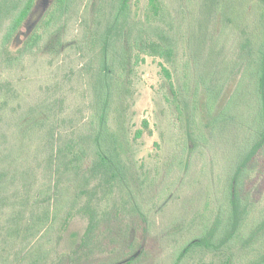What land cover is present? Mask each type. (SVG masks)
<instances>
[{"label": "trees", "instance_id": "obj_1", "mask_svg": "<svg viewBox=\"0 0 264 264\" xmlns=\"http://www.w3.org/2000/svg\"><path fill=\"white\" fill-rule=\"evenodd\" d=\"M202 1L216 11H227L236 3V0ZM67 3L68 0H56L43 20V28L33 31L21 46L13 49V38L31 13L35 0H0L2 64L17 68L26 56L40 49L46 35L63 20ZM133 3L134 0H102L88 30L89 42L79 43V51H87L81 75L87 86L89 118L74 122L61 111L53 114L50 104V113L43 111L40 116H28L25 120L27 128L50 122L46 134L50 148L49 210L44 217L50 221V232L59 233L76 215L89 217L81 238L77 232L71 233L73 245L77 246L71 248V253H60L61 264H134L149 248L151 222L141 202L145 180L141 174H135L129 160L132 142L123 130V116L135 67L145 55L175 66L180 36L163 0H149L143 21L134 18ZM238 7L235 19L241 24L236 60L240 70L236 78L214 85L199 79L195 96L190 98L186 84L177 86L170 68L161 64L170 80L178 116L187 120L184 153L191 155L208 140L209 134L218 136L234 120L236 126L231 131L238 140L224 185L217 193V205L211 208L210 196L200 212L198 233L174 252L172 264H185L188 258L197 264H264V203L257 206L254 189L249 186L258 169L264 167V0H241ZM10 96L4 94L2 107L9 103ZM144 124L147 126L148 122L145 120ZM142 135L143 130L137 129L134 139ZM15 147L16 144L7 146L0 161L13 164ZM183 164V158H176L168 165L171 168ZM0 166L3 211L12 205L7 203L8 192L17 185V170L9 172L3 163ZM96 194L100 195L99 200L117 196L114 210L99 211V203L92 202ZM112 214L122 232L119 240L125 237L127 243L109 258L83 262V255L100 245L101 220L106 221L103 222L106 235L114 231ZM122 215L129 217L126 222ZM53 238L50 234V242ZM51 246L50 252L40 254L33 264H47L49 253L50 264H57L52 259ZM206 255L211 256L209 262L204 260Z\"/></svg>", "mask_w": 264, "mask_h": 264}, {"label": "rangeland", "instance_id": "obj_2", "mask_svg": "<svg viewBox=\"0 0 264 264\" xmlns=\"http://www.w3.org/2000/svg\"><path fill=\"white\" fill-rule=\"evenodd\" d=\"M239 1L227 11H216L202 0H163L180 36L177 62L172 67L159 57L143 55L144 60L131 75L132 90L122 126L132 142L129 160L133 171L145 180L141 202L151 222L149 248L134 264H172L174 252L198 233L200 212L209 197L211 208L218 203L217 193L224 185L238 141L231 131L236 122H230L216 137L209 134L208 140L191 155L184 153L187 120L178 116L170 80L161 64L170 68L172 81L177 86L186 84L190 98L195 96L199 79L214 85L220 80L236 78L240 70L236 56L241 23L238 25L235 19L240 10ZM101 2L68 0L60 25L46 35L40 49L25 57L21 66L6 68L0 59V158L7 146L16 144L15 162L0 163L9 172L17 170V185L8 192L7 203L12 207L0 210V264H33L40 254L50 252L51 245L54 247L52 259L61 264L60 253H71V248L77 246L73 245L71 233L77 232L81 238L87 228L88 215L79 214L59 233L50 232V221L44 218L49 210L50 148L46 134L50 122L27 128L25 120L28 116H40L43 111L50 113V104L53 114L61 111L74 122L89 118L87 86L81 75L87 51H79V43L89 42L88 30ZM55 3L56 0H35L31 13L13 38V49L21 46L33 31L43 28V20ZM148 3L149 0H134L136 20L146 18ZM249 6L246 9L250 11L253 4ZM5 93L11 96L9 103L2 107ZM188 103L191 105L192 100ZM113 125L118 128L116 122ZM137 129H142L143 135L134 139ZM176 158H183L184 164L170 168L168 164ZM249 186L254 189L257 206H261L264 167L258 169ZM99 197L96 194L92 201L99 203V211L114 210L118 203L117 196L109 200H99ZM122 216L124 222L129 218ZM115 218L112 214L115 228L107 235L103 226L106 221L101 220L100 245L84 254L83 262L109 258L127 243L125 237L119 240L122 232ZM210 259L211 256L204 257L206 262ZM192 261L188 258L185 264H197ZM47 264H50V253Z\"/></svg>", "mask_w": 264, "mask_h": 264}]
</instances>
